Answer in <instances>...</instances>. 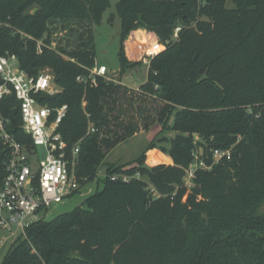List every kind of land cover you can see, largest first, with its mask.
Masks as SVG:
<instances>
[{"label":"trees","instance_id":"16d2710c","mask_svg":"<svg viewBox=\"0 0 264 264\" xmlns=\"http://www.w3.org/2000/svg\"><path fill=\"white\" fill-rule=\"evenodd\" d=\"M228 1L120 0L122 72L141 64L125 52L132 30L145 28L166 45L134 89L77 80L97 60L95 28L111 0H0V56L15 54L30 75L53 74L59 91L40 95L42 103L68 105L59 127L67 156L79 142L77 178L103 183L70 211L48 219L43 209L0 264H264V0ZM0 111L16 139L32 146L14 94ZM155 125L133 165L106 164L119 143ZM163 131L176 135L160 139L167 155L150 156L148 167ZM215 148L231 149L230 158L214 163ZM194 151L213 166L198 168L189 188ZM6 158L0 141V188ZM102 165L106 176L97 178ZM115 173L132 178L113 180Z\"/></svg>","mask_w":264,"mask_h":264},{"label":"built area","instance_id":"2783aa9c","mask_svg":"<svg viewBox=\"0 0 264 264\" xmlns=\"http://www.w3.org/2000/svg\"><path fill=\"white\" fill-rule=\"evenodd\" d=\"M203 4L205 0H197ZM181 27L175 28L173 38H177ZM42 41H38V52L42 51ZM129 60H140L150 66L152 60L166 45L158 36L145 29L132 30L124 42ZM132 53V54H131ZM81 74L77 80L82 83L98 84L100 77L107 81L120 83L105 64H95ZM0 100L15 95L19 100L22 117V129L31 136L32 146L16 139L10 131L11 118L0 111V141L6 152L5 176L0 188V251L7 250L19 237H27L26 230L41 218L43 209H50L54 203L63 202L84 186L75 173V164L79 153V142L67 156V142L59 131L60 123L66 117L68 105L53 108L42 103L40 95H53L59 91L54 76L48 70L30 75L21 66L15 54L0 56ZM95 128L90 123L88 133ZM42 146L44 156L38 150ZM201 153L193 152L194 160L186 169L187 186H193V178L198 168L212 169L201 158ZM231 149L215 148L214 163L222 158H230ZM106 176L101 168L97 178ZM111 179L129 181L125 173L112 174Z\"/></svg>","mask_w":264,"mask_h":264},{"label":"rangeland","instance_id":"374dc122","mask_svg":"<svg viewBox=\"0 0 264 264\" xmlns=\"http://www.w3.org/2000/svg\"><path fill=\"white\" fill-rule=\"evenodd\" d=\"M120 0H111V7L106 11L103 22L100 26L95 28V44H96V53H97V62L99 64H105L110 70V74H114V77L122 84L127 85L129 88L138 89L141 84L147 80L149 69L151 67L146 65L141 61V64L127 68L124 72L121 71L120 63L118 59V52L121 45V20L117 13L116 4ZM229 7H234V3L229 0ZM127 40V38H126ZM125 40V41H126ZM132 54V53H131ZM140 61V60H132ZM159 126H152L147 131H140L135 134L133 137L127 141L119 143L106 157V164H115V165H133L140 154L145 150L152 137L158 131ZM176 135L174 131H163L156 138V147L148 151L149 160L146 161V166L151 167L152 155L157 157L159 154H162V146L169 147V143L161 141L163 137L171 138ZM165 156L167 154L163 153ZM168 158V157H167ZM168 162H171L170 159H167ZM105 166V165H102ZM129 175V174H128ZM132 178V175H129ZM138 178H142L149 182V178L140 173L135 175ZM184 180L187 183V173L184 175ZM103 183H97L96 181L89 182L84 186L80 187V191L72 195L71 197L66 198L63 202L54 203L48 213L47 218H53L54 216L72 210L74 207L81 205L84 199L94 192L97 188H102ZM190 188V186H188ZM150 190L158 195L159 191L157 188L149 182ZM261 207L264 209V200L261 204ZM6 250L0 251V262Z\"/></svg>","mask_w":264,"mask_h":264},{"label":"water","instance_id":"95a60500","mask_svg":"<svg viewBox=\"0 0 264 264\" xmlns=\"http://www.w3.org/2000/svg\"><path fill=\"white\" fill-rule=\"evenodd\" d=\"M36 10V9H35ZM169 42V41H168ZM38 150L42 153V155L44 156V149L42 146H39L38 147Z\"/></svg>","mask_w":264,"mask_h":264},{"label":"crops","instance_id":"0c3cea01","mask_svg":"<svg viewBox=\"0 0 264 264\" xmlns=\"http://www.w3.org/2000/svg\"><path fill=\"white\" fill-rule=\"evenodd\" d=\"M101 169L105 172V166H101Z\"/></svg>","mask_w":264,"mask_h":264}]
</instances>
